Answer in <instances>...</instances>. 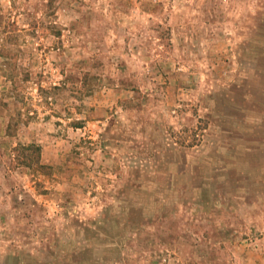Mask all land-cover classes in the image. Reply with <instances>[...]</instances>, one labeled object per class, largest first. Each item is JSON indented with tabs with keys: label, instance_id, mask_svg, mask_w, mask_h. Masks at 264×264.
Wrapping results in <instances>:
<instances>
[{
	"label": "rangeland",
	"instance_id": "374dc122",
	"mask_svg": "<svg viewBox=\"0 0 264 264\" xmlns=\"http://www.w3.org/2000/svg\"><path fill=\"white\" fill-rule=\"evenodd\" d=\"M0 264H264V0H0Z\"/></svg>",
	"mask_w": 264,
	"mask_h": 264
},
{
	"label": "trees",
	"instance_id": "16d2710c",
	"mask_svg": "<svg viewBox=\"0 0 264 264\" xmlns=\"http://www.w3.org/2000/svg\"><path fill=\"white\" fill-rule=\"evenodd\" d=\"M17 150L22 151L20 155L24 158L22 162L25 165L33 166L34 164H36L40 168H45L47 166L40 162V156H41L40 146L36 144L27 145V146L25 145L22 146L21 149L18 148Z\"/></svg>",
	"mask_w": 264,
	"mask_h": 264
}]
</instances>
